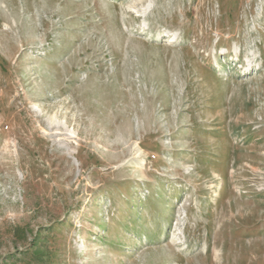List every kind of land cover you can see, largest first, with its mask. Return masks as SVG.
Returning <instances> with one entry per match:
<instances>
[{
    "label": "rangeland",
    "instance_id": "1",
    "mask_svg": "<svg viewBox=\"0 0 264 264\" xmlns=\"http://www.w3.org/2000/svg\"><path fill=\"white\" fill-rule=\"evenodd\" d=\"M0 264H264V0H0Z\"/></svg>",
    "mask_w": 264,
    "mask_h": 264
}]
</instances>
